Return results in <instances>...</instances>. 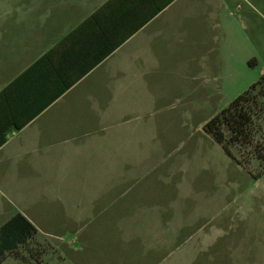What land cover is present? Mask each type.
Masks as SVG:
<instances>
[{
    "label": "crops",
    "instance_id": "obj_1",
    "mask_svg": "<svg viewBox=\"0 0 264 264\" xmlns=\"http://www.w3.org/2000/svg\"><path fill=\"white\" fill-rule=\"evenodd\" d=\"M105 1L0 0V90ZM203 4V0L171 1L28 123L7 131L0 145V226L19 212L35 227L18 254L31 249L39 257L46 242H59L69 255L85 252L86 257L92 256L89 241L100 235L102 242L115 241L116 246L111 251L106 246L96 254L137 256L141 264L157 257L151 250L173 245V236L151 245L147 241L154 232L150 226L158 222L157 190L162 200L166 188L151 186L149 181L128 195L131 186L127 184L138 181L149 165L147 155L142 158L141 146L167 143V136L157 135L164 122L149 120L147 115L154 113L157 103L170 96L181 79L196 77L187 70L188 62L201 71L197 77L204 79L200 85L204 93L218 79L219 69L210 66L219 65L221 56L215 44L205 41ZM77 14L79 21L53 42L50 35L61 32L66 21L69 26ZM206 55L211 57L204 76L201 66ZM192 165L191 178H195L202 163ZM115 189L118 197L125 194V200L103 216ZM168 194L170 203L171 190ZM211 208L205 203L201 211ZM99 209L101 220L86 228ZM199 220L205 219L200 216ZM213 224L220 229L219 222ZM218 228L209 231L220 237ZM66 237H74L78 247H69L63 242ZM202 239L206 237L197 240ZM195 249L193 256L208 257L203 264H234L233 248ZM246 254L261 258L264 250Z\"/></svg>",
    "mask_w": 264,
    "mask_h": 264
},
{
    "label": "rangeland",
    "instance_id": "obj_2",
    "mask_svg": "<svg viewBox=\"0 0 264 264\" xmlns=\"http://www.w3.org/2000/svg\"><path fill=\"white\" fill-rule=\"evenodd\" d=\"M203 2L205 41L210 45L215 44L221 56L219 65L210 66L215 71L219 69L218 74H215L218 79L211 82L210 88L204 93L200 88L204 79L197 77L201 71H197V65L188 62L187 70L196 77L181 79L171 95L159 101L154 113L147 115L149 120L164 122L157 135L159 138L167 136L169 139L165 145L141 146L142 158L147 155L149 165L142 169L138 181L127 184L131 186L128 195H132L135 189L149 181L151 186L166 188L167 196L165 198V191H162V200L160 191L157 190L159 195L155 206L158 222L154 225L162 228L158 231L151 225L155 235L150 233L147 241L151 245L159 243L160 238L168 241L173 236V245L167 243L162 250H151L157 252V257L151 256L141 264H203L208 257L193 256V251L197 250L195 248H233L235 256L232 257V263L264 264V257L250 258L246 254L264 250V83L253 91L257 96V103L252 102V143H233L230 146L233 156L240 158L241 164L202 129L206 120L219 113L264 75V0ZM95 3L97 2H93V5ZM80 16L77 14L71 17L69 26V21L64 22L59 30L61 32L50 35L52 41L60 39L65 34L62 31L70 30ZM203 57L204 65L201 67L206 76L208 70L205 65L211 55ZM197 161L202 163L201 171H198L197 177L191 178L194 172L192 164ZM169 190L172 193L170 203ZM117 195L118 191L115 189L108 200V208L102 210L103 216L108 209L112 212L118 203L125 200V194L124 197ZM205 203H210L214 208L202 213L201 207ZM158 210L163 213L162 216ZM101 213L100 209L93 212L86 228L95 227L102 218ZM200 216L207 222L199 220ZM214 222L221 224L222 238L209 231L213 226L218 228L216 224L211 225ZM104 232L105 228L102 233ZM100 237L98 235L89 241L88 250L95 253L92 256L86 257L85 252L72 256L61 248L59 242H50L51 245L46 242V249L39 257L28 249L22 254V259L10 255L0 264H137L141 259L116 254L99 256L96 251L105 249L106 246L111 251L116 246L115 241L104 243ZM199 237L206 239L197 240ZM72 239L74 242H69ZM63 242L69 243L68 246L72 249L78 247L74 237H66ZM145 244L148 245L147 242Z\"/></svg>",
    "mask_w": 264,
    "mask_h": 264
},
{
    "label": "trees",
    "instance_id": "obj_3",
    "mask_svg": "<svg viewBox=\"0 0 264 264\" xmlns=\"http://www.w3.org/2000/svg\"><path fill=\"white\" fill-rule=\"evenodd\" d=\"M171 1L107 0L14 77L0 90V145L10 128L28 123ZM263 83L264 75L203 125L231 156L233 143H252V102L257 103L253 91ZM34 232L19 212L5 221L0 226V263L11 254L22 259L18 249L26 247Z\"/></svg>",
    "mask_w": 264,
    "mask_h": 264
}]
</instances>
